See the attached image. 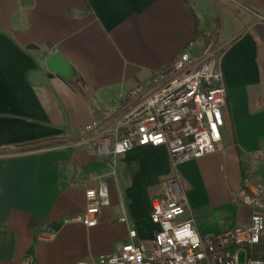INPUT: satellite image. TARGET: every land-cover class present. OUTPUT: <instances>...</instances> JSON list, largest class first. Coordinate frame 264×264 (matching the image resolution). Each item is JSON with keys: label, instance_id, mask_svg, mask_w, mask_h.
<instances>
[{"label": "crops", "instance_id": "obj_1", "mask_svg": "<svg viewBox=\"0 0 264 264\" xmlns=\"http://www.w3.org/2000/svg\"><path fill=\"white\" fill-rule=\"evenodd\" d=\"M264 0H0V264H94L157 230L152 201L177 175L184 220L203 236L251 222L247 177L264 184ZM216 29L228 92L221 150L181 164L167 148L117 161L54 149L117 109L137 84L185 51L202 53ZM59 54L71 80L48 70ZM99 180L110 205L98 226L77 221ZM121 189V191H120ZM126 216L128 224L120 222Z\"/></svg>", "mask_w": 264, "mask_h": 264}, {"label": "built area", "instance_id": "obj_2", "mask_svg": "<svg viewBox=\"0 0 264 264\" xmlns=\"http://www.w3.org/2000/svg\"><path fill=\"white\" fill-rule=\"evenodd\" d=\"M223 57L224 45L213 29L201 54L181 53L166 68L137 84L115 111L85 126L72 139H58L53 148L93 149L97 156L112 159L116 168L119 158L135 148L165 147L175 170L218 153L228 104ZM161 185L162 193L152 201L154 237L137 241L136 229L129 228L130 241L94 264H240L242 252L247 256L245 264H264L250 255L264 235L262 182L247 177L240 192L241 201L252 211L250 224L212 236L201 235L193 219H183L189 203L179 177ZM85 198V211L77 221L94 228L102 208L110 205L108 184L99 180L97 187L86 190ZM120 222L128 224V218Z\"/></svg>", "mask_w": 264, "mask_h": 264}, {"label": "water", "instance_id": "obj_3", "mask_svg": "<svg viewBox=\"0 0 264 264\" xmlns=\"http://www.w3.org/2000/svg\"><path fill=\"white\" fill-rule=\"evenodd\" d=\"M46 66L53 76L57 74L67 80L72 79L73 76L72 69L59 54L50 55L46 59Z\"/></svg>", "mask_w": 264, "mask_h": 264}, {"label": "trees", "instance_id": "obj_4", "mask_svg": "<svg viewBox=\"0 0 264 264\" xmlns=\"http://www.w3.org/2000/svg\"><path fill=\"white\" fill-rule=\"evenodd\" d=\"M250 255L254 259L264 261V241L263 239L260 245L250 250Z\"/></svg>", "mask_w": 264, "mask_h": 264}, {"label": "rangeland", "instance_id": "obj_5", "mask_svg": "<svg viewBox=\"0 0 264 264\" xmlns=\"http://www.w3.org/2000/svg\"><path fill=\"white\" fill-rule=\"evenodd\" d=\"M120 191H121V189H120ZM262 239L264 241V235H263ZM246 260H247V256H246V254L244 252H242L241 255H240V264H245Z\"/></svg>", "mask_w": 264, "mask_h": 264}]
</instances>
